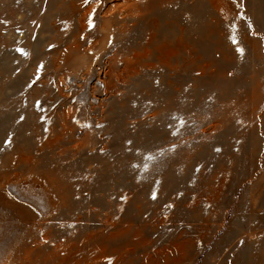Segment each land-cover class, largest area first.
Returning a JSON list of instances; mask_svg holds the SVG:
<instances>
[{"label":"rangeland","instance_id":"1","mask_svg":"<svg viewBox=\"0 0 264 264\" xmlns=\"http://www.w3.org/2000/svg\"><path fill=\"white\" fill-rule=\"evenodd\" d=\"M0 264H264V0H0Z\"/></svg>","mask_w":264,"mask_h":264},{"label":"snow or ice","instance_id":"2","mask_svg":"<svg viewBox=\"0 0 264 264\" xmlns=\"http://www.w3.org/2000/svg\"><path fill=\"white\" fill-rule=\"evenodd\" d=\"M11 143V140H6L5 141V144H10Z\"/></svg>","mask_w":264,"mask_h":264}]
</instances>
